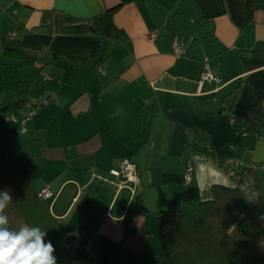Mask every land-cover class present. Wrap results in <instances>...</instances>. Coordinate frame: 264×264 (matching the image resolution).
<instances>
[{"label": "crops", "instance_id": "obj_1", "mask_svg": "<svg viewBox=\"0 0 264 264\" xmlns=\"http://www.w3.org/2000/svg\"><path fill=\"white\" fill-rule=\"evenodd\" d=\"M0 17L9 34L50 36L47 65H62L47 90L54 104L20 129L39 138L27 171L54 194L50 213L66 231L57 264H158L170 212L186 195L209 200L214 185L257 208L264 0H0ZM232 159L237 180L222 167ZM125 163L130 178L111 174ZM199 164L216 170L204 190Z\"/></svg>", "mask_w": 264, "mask_h": 264}, {"label": "trees", "instance_id": "obj_2", "mask_svg": "<svg viewBox=\"0 0 264 264\" xmlns=\"http://www.w3.org/2000/svg\"><path fill=\"white\" fill-rule=\"evenodd\" d=\"M49 43L48 35L21 34L14 39L0 35L2 53L29 62L31 68H37L34 62L50 63L43 53ZM25 103L19 100L4 106L0 87V120L13 124L14 133L20 134L19 125L6 118ZM234 126L232 131L239 130ZM6 142L1 132L0 192L8 190L13 199L5 209L7 227L18 230L20 223L40 227L47 232L45 239L53 244L56 256L66 231L50 213L54 194L49 200L40 196L44 188L33 187L30 174L19 167L23 156L11 151ZM230 178L237 180L238 169ZM160 236L163 244L158 264H264V197L253 209L237 187L214 185L211 198L204 201L186 195L180 208L163 222Z\"/></svg>", "mask_w": 264, "mask_h": 264}, {"label": "rangeland", "instance_id": "obj_3", "mask_svg": "<svg viewBox=\"0 0 264 264\" xmlns=\"http://www.w3.org/2000/svg\"><path fill=\"white\" fill-rule=\"evenodd\" d=\"M6 20L4 17H0V35L8 37L10 25H8ZM14 29L15 27H13L12 30ZM27 64H29V62H25L19 57L6 56L0 50V87H2V104L5 106L14 104L17 100L26 101L21 112L17 110L12 115L20 119H23L31 110H35L38 113L39 110L50 109L49 107L42 106V104L36 105V100L38 99V103L50 100V102L54 104L55 100L53 101V99H56L54 93L48 92L47 90L49 86L57 85L61 77V64L53 66L52 64L45 65L41 63L37 65V68H31L27 66ZM99 70H101L100 67H98V71ZM10 124L11 123L5 122V120H0V133L4 132V135L7 137V147H10L11 151H17V155L23 156L19 163L21 169L27 173H29L28 171L36 172L37 165H34L32 162V157L38 149L35 140L39 138L35 133L30 137L21 136V133H14L13 124ZM201 146V144L196 143L193 147L199 149ZM36 183L37 181H35V184ZM35 184L33 183V187L36 189Z\"/></svg>", "mask_w": 264, "mask_h": 264}, {"label": "clouds", "instance_id": "obj_4", "mask_svg": "<svg viewBox=\"0 0 264 264\" xmlns=\"http://www.w3.org/2000/svg\"><path fill=\"white\" fill-rule=\"evenodd\" d=\"M214 167L207 164L198 165V186L200 190L217 183L212 175ZM219 175V173H217ZM8 190L0 192V264H57L55 248L46 241L47 232L40 227L20 223L18 230L7 227L9 218L5 209L12 202Z\"/></svg>", "mask_w": 264, "mask_h": 264}, {"label": "built area", "instance_id": "obj_5", "mask_svg": "<svg viewBox=\"0 0 264 264\" xmlns=\"http://www.w3.org/2000/svg\"><path fill=\"white\" fill-rule=\"evenodd\" d=\"M9 39H14L16 38V34L15 33H11L9 34ZM155 36H148V39H153ZM182 53V49L178 46L176 48V54H181ZM202 77L204 79H209V75L208 74H203ZM42 105H47L50 103V100H46V101H41L40 102ZM35 114L34 110H31L25 117H23V119H21L20 121L15 118L14 116L11 117H7L6 121H11L15 124H18L22 133L24 134L27 131V124L30 118L33 117V115ZM235 123V118H231L230 119V125L232 126ZM247 129L245 128H241L239 130H235L233 131V135L235 138H242L244 139L247 136ZM238 161H236L235 159L232 160H227L225 162L222 163V167H223V171L226 174V176L230 177L236 174V171L238 169ZM256 168L264 171V162L259 163L256 165ZM192 172H193V165L192 163L188 164V167L186 169L185 172V177L187 178V180L191 179L192 176ZM111 174L116 176V177H122V178H130L131 177V170H130V166L125 163L122 165V168L120 170V172L117 171H111ZM40 196L46 200L52 199L53 198V194L50 190H48L47 188H44L41 193Z\"/></svg>", "mask_w": 264, "mask_h": 264}]
</instances>
